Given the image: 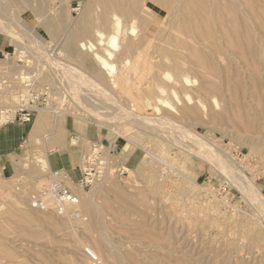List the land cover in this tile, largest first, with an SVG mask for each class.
<instances>
[{"label": "rangeland", "instance_id": "374dc122", "mask_svg": "<svg viewBox=\"0 0 264 264\" xmlns=\"http://www.w3.org/2000/svg\"><path fill=\"white\" fill-rule=\"evenodd\" d=\"M102 1L0 0V63L5 62V53L12 49L25 47L35 59L36 49L43 47V63L35 62L40 66L36 86H49L53 94L50 105L62 106L64 110L58 115L50 111L39 113L33 124L19 126L25 128L26 136L13 172L8 175L0 170V264H93L87 251H93L101 264H116L118 258L120 264H200V261L211 264L213 260V264L216 261V264H264V110H260L264 107V98L259 97L261 89L245 74L243 64L230 67L239 77L234 86L224 92L226 88H223L220 94V87L214 89L215 85L204 82L187 68L182 71L190 81L186 90L165 80L163 84L158 82L166 96L155 91L156 83L151 80L157 75V69L147 74V79V75L144 77L147 82L139 76L130 77L128 84L119 80V85L112 88L98 66L95 65L92 72L73 58L69 50L74 45L71 42L76 40L66 39L65 46L62 42L70 25L81 22L82 19L78 20L81 16L89 22ZM132 7L138 11L137 15H142L140 3ZM121 18L122 22L125 19V28L132 25L126 17ZM163 21L162 14H157L149 36L160 29ZM170 24L171 21L163 26L165 29H160L157 44L169 32ZM84 37L91 43L96 39L91 34ZM130 39L139 42L136 37ZM120 43L118 40V48ZM134 53L131 52L132 60ZM82 54L81 58L85 59L91 56ZM4 64L13 73L17 70L11 62ZM116 65L120 68L118 62ZM169 68L162 69L169 72ZM170 70L169 74L176 79L178 73ZM149 88L153 92L145 95ZM170 90H176L180 97L188 93L190 98L200 101L205 110L191 103L179 105L171 99ZM15 91L1 97L0 104L17 105L19 98ZM24 92L23 89L21 93ZM128 93L130 98H127ZM159 97L173 103L175 113L166 109L161 114L144 111L146 102ZM134 108L141 112L132 113ZM254 113L257 116L253 120ZM144 118H167L172 124L160 126L162 129H158L156 121H153L156 125L149 123L150 127L138 125V120ZM39 119L41 127L30 139L28 133ZM242 120L259 125L262 131L253 135L245 132L241 129ZM55 128L56 132L52 131ZM72 139L81 152L80 169L85 167L82 156L92 145L117 147L113 157L109 161L105 159L110 175L101 174L95 183L101 182L103 177L107 178L106 182L93 197L94 207L103 219L105 232L102 235L107 236L109 244L103 242L101 231L92 226V215L83 209L81 196L92 187L82 190L81 194L76 191L80 211L86 218L84 224L58 218L50 211H32L28 206L29 196L40 191L39 183L42 180L48 183L49 171H38L36 154L44 153L47 157L50 150L61 151ZM126 144L129 147L124 151ZM107 154L111 155V151ZM146 155L149 159L144 162ZM140 162L144 164L138 168ZM122 168L125 173L120 174ZM240 185L247 187V192ZM112 249L118 253L115 255ZM111 253L116 257L120 255L117 259L110 258ZM204 258L208 261H203Z\"/></svg>", "mask_w": 264, "mask_h": 264}, {"label": "bare ground", "instance_id": "6f19581e", "mask_svg": "<svg viewBox=\"0 0 264 264\" xmlns=\"http://www.w3.org/2000/svg\"><path fill=\"white\" fill-rule=\"evenodd\" d=\"M135 3L141 4L142 10H143L142 15H137L138 11L134 10V7H132ZM97 9L99 11L96 12V14L93 13L94 16L91 18V20L89 21V19H87L89 22L83 19L84 16H81L82 18L80 19L77 18L78 20L82 19L81 22L79 21L78 24L73 23V25L72 24L70 25L69 23L70 25L69 30L68 31L66 30L67 32H65L62 42L64 45L66 39H73L74 41L76 40L75 42L77 43L71 42V44H74V45L70 46V50H69L70 54L73 55V58H77V60H80L81 64L85 68L91 69L92 72L94 70L95 65L98 66L101 70H103L104 77H106V80L108 81V83L110 84L112 88H116L119 85V80H121L123 84H128L129 81H131L130 77L134 78L136 76H139L140 78H143L145 82H147L146 80L148 77L147 74L150 75L152 70L157 69L158 70V73L156 72L157 75H155L153 79L151 78V80L154 83H156L155 91H157V93L160 95L166 96V91H164L163 88L159 86L158 82L162 83V81L165 80L167 83H170V85L174 87L180 86V87L185 88L186 90V87L190 84V81H189L188 76L186 75V72L182 73V71L183 70L185 71L186 70L185 68H187V70L189 71L190 70L195 71L196 75L199 76L202 80H204V82H209L210 84L215 85L216 88L214 89L218 90L219 89L218 87H220L221 90L219 89L218 91L220 94L223 88H226L223 90L224 92V91L229 90V89L227 90V87L234 86V84L236 83V78L239 77L237 73L234 71L235 68L232 67L233 71L235 72L234 74L231 72L230 67L236 64L237 66L238 64L240 66L241 64H243V66L245 67L243 68L246 69L245 74L251 78L252 83L255 87H259L261 89V93H259V97L264 98V0H103L102 3L98 5ZM86 14H88V12ZM157 14H162V17L164 18L163 23L159 24L160 29H163L164 28L163 26L167 22H170V21H171V24L168 26L172 27V28L170 27V30L168 28L167 31L169 32L165 35L163 39L161 38L162 41L158 44L156 42L159 39L160 29L152 36H149V29L152 26L153 22L155 21ZM121 16L126 17L127 21L130 20V23L132 25L127 26L125 28V23H124L125 19L122 22L121 19L123 18H121ZM89 17L90 16L88 14V18ZM84 20H85V23H84ZM136 21H139V23ZM86 22L89 24H87ZM123 23H124V27L122 25ZM57 28H60V27H57ZM0 29L2 28L0 27ZM57 31H60V30L58 29ZM10 33L12 34L13 32H10ZM10 33H9V36H10ZM6 34L8 35V33ZM87 34H91L92 37H95L96 38L95 42L91 43L90 41H85V39H87L86 37L88 36L86 37L84 36ZM82 37H84V39H82ZM130 37L138 38L139 42H137V40L135 42L134 39H130ZM118 40H121L119 48L117 45ZM59 44H61V42ZM132 51L135 52L134 53L135 58H133V60L132 58H130V56L132 55L131 54ZM83 52L90 53L91 56H88L87 59L81 58V55H83L82 54ZM131 61L133 62V64ZM52 62H54V60ZM117 62L120 68H117V65H116ZM56 64L53 63L54 66ZM166 66L170 67L169 72L171 71L170 69H172L176 74L178 73L177 75L178 77L176 79H174L171 76V74H169V72H165V70L162 69ZM138 67L140 68V71H138L139 70ZM128 69H132V70L129 71L130 73L128 72L127 74H124L123 71L124 70L126 71ZM161 69L163 71H161ZM241 72H244V71L241 70ZM95 76L97 75L95 74ZM145 76H146V79L144 78ZM200 83L203 85L202 81H200ZM151 87L153 88V86ZM152 88L151 89L149 88L150 91L148 89V91H145L144 94L150 95L151 92H153ZM170 91H171L170 92L171 99L175 100V102L178 103L179 105H182V103H185L184 105L187 106V103L188 104L191 103V106L195 105L200 110L202 111L205 110V107L200 103V101L194 100L195 97L193 99L190 98L187 95L188 93L185 96L180 97L182 95H179L176 90H170ZM5 94L7 95V93ZM128 94H126L127 98L128 97L130 98V94L129 95ZM144 108H145L144 109L145 112L146 111L152 112L153 114L154 112L157 114H161V111L164 109L168 110V112L170 111V112L175 113V109H176L173 103H170L168 100L162 99L160 97L156 98L153 102H146V105ZM139 110L140 109L138 108H134L132 110V113L139 114V112H141ZM260 110H264V107L260 108ZM47 111H50V110H45L43 111V113ZM206 111L208 110L206 109ZM186 113H189V111ZM256 116L257 114L254 113L252 116L253 120ZM238 118L241 120L242 117L238 115ZM153 121H156V124L158 125V129H160L162 126L164 127L165 125L172 124V122L170 123L171 120L169 121L167 118L165 119L164 118H158V119L144 118V119H139L137 123L138 125L142 124V125H147V126H149L148 125L149 123L150 124L152 123L151 125L153 124L156 125ZM240 122L242 125L241 129H243L245 132H250L252 135L253 133L259 134L262 131L259 125L253 126L252 122L250 121L242 120ZM41 124L42 122L40 119L35 121L28 135L30 139L35 137L39 128L41 127ZM43 124H44V121H43ZM52 131L56 132V128ZM256 140H259V138H256ZM127 141L131 143V141L129 140ZM70 145L71 146L76 145V140L72 139L70 141ZM132 145L135 148L137 147V145H135L134 143H132ZM124 147H125L124 151H126L127 147L129 146L126 144ZM109 150L111 151V149ZM107 156L113 157L112 154L111 155L107 154ZM148 159L149 158L146 155L143 161L145 162ZM219 159L220 157L217 160ZM34 160H35L36 168L38 169L40 173L51 171L49 168L48 162H47L46 154L44 153L43 155L36 154V157L34 158ZM143 164L144 163L140 162V165L138 168H140L141 165ZM222 165L223 163H221V165L219 166L222 167ZM26 167L27 165L24 164L23 168H26ZM106 169L107 171L105 172L106 173L105 176L110 175L109 171H111V169L109 168V166ZM126 171L132 172L128 168L126 169ZM155 178L157 179L158 177H155ZM106 179H107L106 177H103L102 180H99L101 182L94 183L91 186L92 187L91 191H89L88 193L86 192L84 194L86 197H84V195L81 197L84 198V203H82L84 206V207L82 206L83 209L85 208L87 212L90 213L93 217L92 226L101 231V238L103 242L106 244H109L106 240L107 236L104 233L102 235V232H105L103 230V226H104L103 219L100 218L98 209L94 207L95 202L93 203V197L97 193H99V191L101 190V185H103L104 181L106 182ZM159 179H160V176H159ZM73 183L72 181L67 182L71 191L78 197L77 193L81 194L82 190L80 189L76 190L75 188L76 186ZM45 184H46L45 180H42L39 183L40 191L37 193V195H40V197L46 203V205L51 206V200L48 198L47 195L46 196L44 195L45 190L48 186V183L46 184V187H45ZM244 187L245 186H241V189L247 192L246 191L247 187L245 189ZM76 191L78 192L76 193ZM156 191H160V189ZM78 200H79V205L77 206V210L78 212L82 213L80 211L79 197H78ZM251 201L253 200L251 199ZM258 206L261 208L260 204H258ZM45 213H49V211ZM215 223L216 222H214V224ZM259 239L260 238H258V240ZM258 240L255 239L254 242L256 243V241ZM227 246L229 247V245ZM199 247H201V245ZM194 248H191V250L192 249L194 250ZM115 250L112 253H115V252L118 253V251L117 250L115 251ZM203 251L204 249L201 250V252ZM87 252L86 254L88 255L90 259L92 256L100 262V260L98 259V256L93 251L92 252L87 251ZM112 253L109 254V256L111 255L110 258H113V256L115 258L116 253L113 256H112ZM178 253L179 252L176 253L177 256H179ZM119 255L120 254H117V257ZM189 257L190 255L187 258ZM196 257L198 258V255ZM200 258L202 259V257ZM206 258H204L203 261ZM119 259L120 258H118V261L117 260L115 261L116 264H120ZM189 261H194V260H189ZM213 262L214 260L212 261L211 264H213ZM199 263L204 264V263H201V261ZM216 263H218V261H216ZM207 264L209 263L207 262Z\"/></svg>", "mask_w": 264, "mask_h": 264}, {"label": "built area", "instance_id": "2783aa9c", "mask_svg": "<svg viewBox=\"0 0 264 264\" xmlns=\"http://www.w3.org/2000/svg\"><path fill=\"white\" fill-rule=\"evenodd\" d=\"M42 50L43 47L41 50L36 49V53H34L35 59L30 57L29 51L25 47L12 49L11 52L5 53L4 63H13L17 70L13 73L6 64L0 63V98L8 96L5 93L8 92L10 94L16 90L19 103L14 106L0 104V129L8 125H31L37 114L43 113L45 110H50V113L55 115L64 111L62 106L50 105L53 94L49 86H36L38 81L37 72L40 66L35 62L42 61L43 63ZM23 89L25 92L21 93ZM71 147L77 148V145ZM105 147L103 144H94L88 153L82 156L85 167L80 169V178L76 182H72L78 189H89L100 178L101 174L107 171L108 164L105 163V159L108 158L109 161V158H111L107 156L111 146ZM116 148L113 147L111 149V154L114 155ZM121 170L120 174L125 173L124 168ZM68 181L71 180L64 171H49L48 186L44 195H47L51 200V206L46 205L40 195H30L28 199L29 208L36 212L51 211L59 218H66L74 223L84 224L86 218L77 210L79 200L69 188ZM89 261L93 264H100L92 256Z\"/></svg>", "mask_w": 264, "mask_h": 264}, {"label": "crops", "instance_id": "0c3cea01", "mask_svg": "<svg viewBox=\"0 0 264 264\" xmlns=\"http://www.w3.org/2000/svg\"><path fill=\"white\" fill-rule=\"evenodd\" d=\"M25 136L26 130L24 127L8 125L0 129V170L3 174L11 175L13 172V164L23 148ZM90 139L93 140L94 138ZM80 153V150L71 147L69 143L61 151L50 150L47 154L50 170H62L68 174L73 182H76L80 178Z\"/></svg>", "mask_w": 264, "mask_h": 264}]
</instances>
